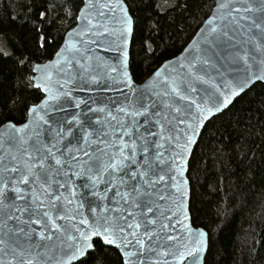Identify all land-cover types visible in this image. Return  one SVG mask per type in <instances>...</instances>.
Listing matches in <instances>:
<instances>
[{
    "label": "snow or ice",
    "instance_id": "1",
    "mask_svg": "<svg viewBox=\"0 0 264 264\" xmlns=\"http://www.w3.org/2000/svg\"><path fill=\"white\" fill-rule=\"evenodd\" d=\"M14 2L5 18L28 35L20 55L0 53L19 93L0 104V264H201L208 233L191 223L188 160L226 112L225 131L255 159L264 99L255 115L231 109L264 85V0H212L140 84L129 0ZM146 7L175 23L190 3ZM141 50L157 54L151 30Z\"/></svg>",
    "mask_w": 264,
    "mask_h": 264
},
{
    "label": "trees",
    "instance_id": "2",
    "mask_svg": "<svg viewBox=\"0 0 264 264\" xmlns=\"http://www.w3.org/2000/svg\"><path fill=\"white\" fill-rule=\"evenodd\" d=\"M160 8L172 0H152ZM133 17L130 71L137 82L146 78L150 71L165 58L176 52L185 42V37L195 31L198 20L203 19L202 7L212 0H189L190 9L183 17H176L173 23L168 16L148 11V0H129ZM14 16L17 3L14 0H0V53L17 48V55L24 49L19 40L28 35V25L21 26ZM137 17H140L137 20ZM146 17V18H145ZM180 29H184L181 31ZM151 30L157 54L147 57L141 44L149 37ZM10 37V39H9ZM164 52V55H159ZM15 62L5 60L0 54V104L7 106L12 97L19 95L14 89L17 85ZM264 99V85L242 96L231 109L232 113L255 110ZM17 118L19 114L16 113ZM3 113L0 112V120ZM229 114L216 117L202 132L188 163L187 176L190 182V205L192 224L204 228L209 243L204 264H264V144L260 137L264 133L255 129L256 137L252 144L258 149L255 159L244 155L248 147L241 137L231 131ZM89 264H95L90 261ZM115 264V257L108 261Z\"/></svg>",
    "mask_w": 264,
    "mask_h": 264
},
{
    "label": "water",
    "instance_id": "3",
    "mask_svg": "<svg viewBox=\"0 0 264 264\" xmlns=\"http://www.w3.org/2000/svg\"><path fill=\"white\" fill-rule=\"evenodd\" d=\"M131 15V14H130ZM109 56H114V55H116L115 53H109L108 54ZM129 70H130V68H129ZM131 72V71H130ZM147 78V77H146ZM146 78H144L141 82H137L135 79V82L137 83V84H140V83H142ZM196 145V144H195ZM195 145L193 146V148H192V152H193V150H194V147H195ZM192 152H191V154H192ZM190 157H191V155H190ZM190 157H189V159H190ZM188 163H189V160H188ZM187 172H188V169H187ZM187 172H186V178L188 179V176H187ZM188 181H189V179H188ZM189 191H190V182H189ZM191 223H192V219H191ZM192 226L194 227V228H201L200 226L199 227H196V226H194L193 224H192ZM205 230V229H204ZM206 231V230H205ZM207 232V231H206ZM208 243H209V238H208ZM207 250H208V248H207ZM207 250H206V252L203 254V257H202V260H201V264H204V260H205V256H206V253H207Z\"/></svg>",
    "mask_w": 264,
    "mask_h": 264
}]
</instances>
